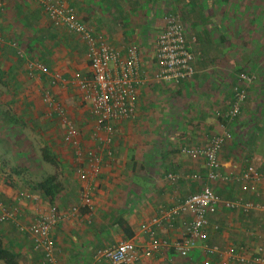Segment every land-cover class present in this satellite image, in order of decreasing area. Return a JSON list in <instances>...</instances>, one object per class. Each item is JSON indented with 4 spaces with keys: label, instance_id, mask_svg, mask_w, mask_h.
<instances>
[{
    "label": "crops",
    "instance_id": "crops-1",
    "mask_svg": "<svg viewBox=\"0 0 264 264\" xmlns=\"http://www.w3.org/2000/svg\"><path fill=\"white\" fill-rule=\"evenodd\" d=\"M0 1L3 5L0 31H4L2 26L5 23L13 32L8 33L11 35L8 38L0 34L9 40L0 47V125L3 126L0 129V157L11 152L16 165L28 168L38 178L40 171L45 174L51 169L48 163L41 160V152H34L32 135H40L47 144L57 147L55 152L59 158L66 157L65 148L70 149L62 141L63 129L59 117L55 113L48 114L50 108L43 101L45 89L64 106L69 118L80 129L83 146H97L92 134V116L87 105L82 104L77 88L73 84L48 87L51 71H58L66 78L74 72L87 73V47L79 36L69 33L62 26H55L42 12L37 0H9L10 5ZM66 1L97 35L121 52L131 43L138 44L140 68L148 73V80L141 82L137 88L135 117L129 121H118L114 126L110 147L113 156L110 159L104 155L98 189L92 198L91 215L87 220L65 219L54 227L51 233L54 245L51 262L43 258L41 251L34 249L31 236L18 228V225L31 222L36 204L15 201L16 191L8 187L2 179L3 175H0L1 206L5 209L17 206V215L0 223L3 246L18 254L24 252L28 257L26 264H108L95 257L96 249L132 239L139 250L149 239L140 231L141 224L159 209L171 207L208 185L221 201L215 212L207 215L206 238L196 240L184 255L180 254L173 247V242L183 235L191 216L189 213L175 215L170 225L164 222L163 228L156 232L165 245L159 246L150 257H141L136 264H240L226 252L238 246L245 247L248 256L256 254L258 247H264V210L244 212L240 208L230 209L223 201L242 199L264 204V185L259 186L258 193H253L241 191L238 181H207L204 161L188 159L178 153V148L186 144L206 143L213 134L223 131L213 113L216 109H225V100L230 93L226 97L228 84L223 85L222 73H196L197 65L201 67L208 62L215 64V70H220V63L227 59V55L221 53L223 38L228 44L227 36L232 38L233 46L238 47L241 39L248 37L246 43L251 47L249 58L258 64V77L263 78L260 63L264 67V0H170V6L165 0ZM172 10L180 14L188 38L193 37L195 42L197 38L201 43L204 39L210 45L202 44L201 50L196 52L193 79L187 82L186 87L180 85L183 99L179 101L191 93V101L189 99L184 105L163 102L161 98H169V93L174 92L170 90L173 87L169 83L150 79L154 72L151 43L162 25L161 16ZM188 29L194 30L195 35L188 34ZM10 41H14L15 45H10ZM210 50L214 52L213 56ZM28 60L41 61L47 74L41 78L28 77ZM236 80H232V84ZM173 107L179 109L168 133L171 139L162 142L158 139V129L163 123L170 124L166 121L167 110H174ZM2 108L5 111H1ZM185 108L191 111L184 117L182 110ZM88 117L90 122H87ZM158 119L162 120L161 124ZM24 126L29 127L31 136L23 133ZM236 137L225 142L219 152L222 173L238 174L244 166L247 154L235 146L234 140L238 141L239 135L236 134ZM242 144L240 147L243 148ZM69 151L73 156L72 150ZM30 153H33V159ZM262 157L257 149L253 164L264 172ZM68 163L71 168L63 172L61 188L52 200L41 191L30 190L38 197L39 205L55 203L62 210L79 201V180L73 157ZM3 165L5 162L0 165V174ZM35 165L36 171L33 170ZM166 173H173L176 178L167 180L164 178ZM195 173L200 175L199 180L191 178V174ZM214 248L218 252L212 251ZM0 264L3 262L0 261Z\"/></svg>",
    "mask_w": 264,
    "mask_h": 264
},
{
    "label": "built area",
    "instance_id": "built-area-1",
    "mask_svg": "<svg viewBox=\"0 0 264 264\" xmlns=\"http://www.w3.org/2000/svg\"><path fill=\"white\" fill-rule=\"evenodd\" d=\"M42 12L55 26H62L86 44L88 57L87 73L74 72L70 78L63 77L58 71H51L48 78V87L73 84L79 92V97L87 105L92 116V134L95 137L96 147H84L80 132L76 124L69 118L65 108L55 101L48 89L43 92V101L50 108L48 114L55 113L63 129L62 141L72 150L75 172L79 180V201L64 209L55 203L39 205L38 197L28 189H17L15 201H31L36 204L35 216L27 225H18L19 230L31 236L35 250L41 251L47 262L53 257L54 227L65 219L87 220L91 215L92 198L98 189L100 171L104 155L111 159L113 156L110 145L113 141L115 124L118 121L132 120L136 115L135 101L137 88L141 82L146 83L148 73L140 68V48L136 43L129 44L123 52L113 47L104 38L97 35L94 29L78 17L76 11L66 0H37ZM0 1V16L2 11ZM162 25L151 43L153 53V73L151 81L177 84L182 79H189L195 73V54L193 52L195 40L186 35L185 25L177 10L163 13ZM8 39L0 35V47ZM15 45L14 41L9 42ZM20 56H23L20 54ZM28 77L41 78L47 74L41 61L28 60L26 62ZM247 73H239L236 82L231 88V96L227 108L213 113L214 119L223 129L213 134L206 143L186 144L178 148V153L191 160L202 159L207 168V181L221 182L238 181L241 191L258 193L260 185H264V172L259 171L253 164L257 152L256 142L246 129L238 131L230 129V125L239 117L241 108L246 101V85L251 81ZM239 135L244 143L247 154L243 168L238 174H225L220 171L219 152L225 142L231 141ZM2 177V174H0ZM6 176V175H5ZM3 176L4 180H7ZM167 180H173V173L164 174ZM191 178L200 179L199 174H191ZM8 182V180H7ZM219 196L213 189L204 185L199 191L193 192L180 202L167 208H161L148 221L141 224L140 231L149 239L139 250L134 240L126 239L114 244L96 249L95 257L103 259L108 264H136L141 257H150L159 246L165 245L156 236L157 230L163 228L164 222L171 224L173 217L182 213H189L190 221L186 225L183 235L173 242V247L180 254H185L187 248L196 240L206 238L208 226L207 215L215 212ZM227 208H240L244 212L264 210L260 202L224 200ZM17 215L16 204L5 209L0 204V223ZM212 251L218 252L217 249ZM228 255L240 264H264V247H258L254 255H246L243 246L231 247L226 250Z\"/></svg>",
    "mask_w": 264,
    "mask_h": 264
},
{
    "label": "rangeland",
    "instance_id": "rangeland-1",
    "mask_svg": "<svg viewBox=\"0 0 264 264\" xmlns=\"http://www.w3.org/2000/svg\"><path fill=\"white\" fill-rule=\"evenodd\" d=\"M3 1L10 5L9 0H3ZM12 1H14V0H12ZM21 1L25 2L26 0H21ZM165 1L169 4V6L172 4V2L170 0H165ZM175 9H177V8H175ZM177 10H179V9H177ZM11 11H12V9H11ZM4 19H6V17H4ZM214 25L218 26L215 22H214ZM2 29H4V31H0V34H2L3 36H7L6 38L11 36L9 34H13L12 30L5 23L2 26ZM188 30H189V32H187L188 34L190 33V35L191 34L195 35L194 30H192V29H188ZM247 38H245V39L242 38L240 41V45H238V47L233 46L232 38L227 36V40L229 39L228 40L229 44L227 43L226 39L223 38L224 45H223V50L221 51V53L223 55L226 54L227 59H226V62L223 61L222 63H220V64H222V67L220 68V70L219 71L215 70V64L208 62L204 65H201V67H200V65H197L198 72H196V73H222L223 74V81H222L223 85L227 86V84H228V86L226 88V97L230 91L229 86L232 85V80L235 81L239 73H247L252 77L251 81L246 85L247 99L244 102L243 111L238 118V123H239V127L246 129L247 133L250 134L252 139H254L257 142V144H256L257 149L259 152L262 153V155H263L262 159H263L264 158V67L262 66L263 64L260 63V65H261L260 67L263 71V73H261V75H263V78L260 79L258 77L259 73H257L258 71L256 70L258 64L255 62H252L253 60H250V58H249L251 47L249 44L246 43ZM199 42L200 41H198V39L196 38L195 46L193 48L195 58L197 57L196 52H198L199 49L201 50L202 44L203 45L208 44V46H210L207 41L204 42V39H203V43L200 42L201 47L198 45ZM210 53L213 56L214 52H212V50H210ZM198 55H199V53H198ZM201 56H203L202 52H201ZM198 58H199V56H198ZM242 58H244L245 60H242ZM236 59H239L240 62L237 61ZM202 69H205V71L201 72ZM246 71H248L250 73H248ZM194 74H193L192 78H190V80L193 79ZM0 80H1V73H0ZM171 86L174 88L170 89V90H172L174 92L169 93V98H166V99L161 98L163 100V102H166V103L168 102V103H171L173 105L178 104V103L184 105V103H186V101H189V99H187V98H185L182 101H179L178 99H183L182 94L178 93L180 88L178 89V87H176V86H173V85H171ZM196 97H200V96L197 95ZM190 101H191V99H190ZM82 104L85 106L84 102H82ZM185 106H189V104L185 105ZM173 108H174V110H172V109L167 110L169 116L167 115L166 121L170 122V124L169 123H165V124L163 123L158 129V133H157L158 139L162 142H168L167 139H169L171 137V135L168 133H169V130L172 128V122L176 119V117H177L176 112L179 109L177 107H173ZM187 109L188 108H185L184 111L182 110V112H183L182 116L185 117L189 113L190 110L189 109L187 110ZM1 111H5V109L2 108ZM90 121L91 120L88 117L87 122H90ZM158 121L160 124L162 123V120L158 119ZM115 127H116V125H115ZM0 129H3L2 125H0ZM28 130H29V127H25V126L23 127V133H25L26 136H31L28 133ZM7 132L9 134H11V132L9 130H7ZM79 132H80V129H79ZM31 134H33V133H31ZM32 136H34V145H35L34 152L35 151H38V152L47 151V153L50 155V158H48V159H50V161H45V162L49 164L48 166L50 167L51 172L43 174L40 171L37 174V176H38V178H37L34 176V174H32L30 172V170L28 168H26L24 166L16 165L14 163V158H13L14 156L12 155L11 152H9V153H6L7 155L5 157H3V158L0 157L1 158L0 163L4 164V162H5V165H3L1 167L2 175L3 176L6 175L5 177L8 180V182H7V180H4V183L8 187L13 188L14 190L19 189V187H22L25 189L27 188L28 190H35V189H33L34 183H36L39 180H42L43 178H45L49 175H53L55 177V182L59 183L60 188H61V182H63V177H64L63 172L65 171V169L71 168V165L68 163V160L70 158L72 159L71 152L69 151L70 149L65 148L64 151H65L66 157L64 158V157L60 156L61 158H59V156L55 152L57 147H52L51 145L47 144V142L45 140H43V138L40 135L35 134ZM235 141L236 140H234V142ZM235 146L237 147V149L240 152L241 151L243 152L244 149L242 147H240L241 145L239 143H236ZM110 147H111V145H110ZM30 154H32L31 158L33 159V157H34L33 153H30ZM41 160L44 161V159H41ZM18 161H23V160L19 159ZM63 161H64V163H63ZM33 170L34 171L38 170L37 166ZM30 254L32 255L31 252H30ZM26 256L27 255L24 254V252H21V254H18V257H17L18 262L20 264H26V260L28 259V257H26Z\"/></svg>",
    "mask_w": 264,
    "mask_h": 264
},
{
    "label": "trees",
    "instance_id": "trees-1",
    "mask_svg": "<svg viewBox=\"0 0 264 264\" xmlns=\"http://www.w3.org/2000/svg\"><path fill=\"white\" fill-rule=\"evenodd\" d=\"M190 78H192V77H190ZM190 78L189 79H182L177 84H172V83H169V84L173 85V86H176L179 89L180 85L181 86L184 85V87L188 86L187 82L191 81ZM184 82H185V84H182ZM232 86H233V84L231 85V88H232ZM231 88H230L229 96L225 100V104H224L225 105V109L227 108L228 101H229L230 96H231ZM180 92L181 91L179 89L178 93H180ZM185 96H186L187 99H191V93H189V95L187 93ZM246 99H247V96H246ZM189 110L191 111V109H189ZM224 110L221 109V113ZM216 111H220V110L216 109ZM191 122H192V120H191ZM191 122L189 123V125L191 124ZM239 128L243 129L242 127H239L238 117H237L234 120L233 124L230 125V129L236 132V131L239 130ZM236 138L237 137H235V139ZM234 143L235 144L236 143L242 144V141L238 138V141H235ZM243 149H244V146H243ZM41 156H42V159H44V161H50V159H48V158H50V155L47 153V151H42L41 152ZM33 189L41 191L44 196H46L48 199L52 200L54 198L55 194L57 193V191L60 190V184L55 182V177L53 175H49V176L43 178L42 180H39L36 183H34ZM17 257H18V253L13 251V250H11V249H9V248L4 247L2 242H1V240H0V261H2L3 264H20L18 262Z\"/></svg>",
    "mask_w": 264,
    "mask_h": 264
},
{
    "label": "bare ground",
    "instance_id": "bare-ground-1",
    "mask_svg": "<svg viewBox=\"0 0 264 264\" xmlns=\"http://www.w3.org/2000/svg\"><path fill=\"white\" fill-rule=\"evenodd\" d=\"M33 192V191H32ZM29 202H31V201H29ZM20 222V221H19ZM22 222V221H21ZM12 223V222H11ZM14 223V222H13ZM23 223V222H22Z\"/></svg>",
    "mask_w": 264,
    "mask_h": 264
}]
</instances>
